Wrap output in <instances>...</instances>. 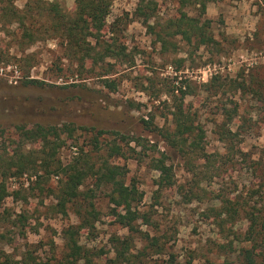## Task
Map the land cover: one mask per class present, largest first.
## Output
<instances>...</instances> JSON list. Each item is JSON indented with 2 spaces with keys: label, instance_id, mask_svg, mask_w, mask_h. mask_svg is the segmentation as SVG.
I'll return each mask as SVG.
<instances>
[{
  "label": "rangeland",
  "instance_id": "obj_1",
  "mask_svg": "<svg viewBox=\"0 0 264 264\" xmlns=\"http://www.w3.org/2000/svg\"><path fill=\"white\" fill-rule=\"evenodd\" d=\"M29 1L17 0L16 5L23 10ZM58 1L66 11H76L75 0ZM140 5L141 0H111L104 38L114 37L125 53L98 64L82 66L59 35L29 44L21 41L17 24L0 31V157L21 147L19 125L68 124L74 130L62 134L67 140L58 154L62 162L87 152L97 166L105 160L126 166V183L143 192L139 209L150 221L138 219L135 229L120 224L111 214V185L98 187L95 176L87 177L83 194L68 202L65 212L57 199L62 173H46L30 190L35 177H11L9 191L20 189L28 196L27 202L8 196L0 206V249L15 260H64L69 251L64 230L81 224L91 203L98 219L81 230L79 243L94 264H168L172 259L174 264H241L243 248L251 246L244 239L249 226L245 208L264 200V189L256 192L260 180L253 164L264 159V0H208L205 13L188 0H155L153 9L146 10L152 14L148 22ZM182 11L200 24L210 22L207 30L217 43L203 44L195 35L179 33ZM89 40L99 47L94 38ZM216 76L221 78L217 83L224 80L223 88L208 84ZM32 78L45 84L28 83ZM105 78L115 80L116 88L106 86ZM182 90L189 91L184 104L204 132L207 151L232 158L213 180L196 177L190 156H182L159 131L173 128L172 112ZM224 106H237L232 121ZM225 125L238 133L234 149L221 138ZM99 130L141 138L143 145L117 140L124 155L110 157L113 136H101L96 145ZM22 146L39 149L32 140ZM162 154L174 167L176 183L159 190L161 169L154 159ZM193 161L198 166L203 162ZM221 195L240 207L235 220L222 222L227 216H219ZM117 236L132 240L129 259L118 258Z\"/></svg>",
  "mask_w": 264,
  "mask_h": 264
},
{
  "label": "trees",
  "instance_id": "obj_2",
  "mask_svg": "<svg viewBox=\"0 0 264 264\" xmlns=\"http://www.w3.org/2000/svg\"><path fill=\"white\" fill-rule=\"evenodd\" d=\"M17 0H0V31H4L10 26L17 24L21 30L20 39L27 43H35L42 36H61L67 43L73 54L78 57V60L84 66L87 61H92L94 64L106 62L108 57L118 58L124 52L123 47L114 37L105 39L104 29L107 26V18L111 11V0H75L76 11L70 13L64 9L58 0L45 1V0H30L25 9L20 10L16 5ZM187 1V0H184ZM189 3L198 5L205 13L208 0H188ZM155 0H141L140 10L146 17V22L149 21L152 14L146 12L147 9H153ZM38 15V16H37ZM38 17V18H36ZM181 22V23H180ZM200 20L196 17L189 16L187 11H182L181 19L178 21L179 33L187 32L188 36L195 35L199 38L200 43L203 44H216L214 36H212L207 27L210 22L200 24ZM186 23V27H183ZM9 31V29H7ZM94 38L96 45H93L89 40ZM191 40V37H189ZM165 44V39L160 37V40ZM101 48V49H99ZM219 76L214 77L208 84L214 85L215 88H223L225 85L224 80ZM28 83L34 85H44L45 82L39 79H29ZM104 83L106 86L116 88L115 80L105 78ZM240 87V86H237ZM189 91L182 90V97L175 104L173 115V128H160V133L166 142L177 150L182 156L188 157V164L191 165L196 177L200 180L214 179L220 177L223 171V166H226L232 158L229 155H220L217 153H209L203 137L204 132L199 128L193 120L191 113L188 111L184 104V99ZM235 106L233 109L224 106V113L229 121H232L234 114L238 112ZM143 122L149 126L148 120ZM21 136V147L9 156L0 157V206L5 198L13 196L15 199L28 201V196H23L21 190L9 191L7 186V179L16 176L29 175L30 178L35 177L32 183L27 187V190L32 189V184H40V181L46 173L63 174L61 182V192L57 196L60 208L63 212L66 211L68 202L77 200L83 192L81 187L89 176H95L97 186L101 187L104 184H110L112 189L110 201L113 204L111 214L115 216L116 220L127 227L135 229L134 223L144 218L146 224L150 223L147 214H144L139 209V204L144 197L143 192L135 184L126 183L127 168L119 164L105 160L97 166L92 162V156L86 152L77 156L73 161L65 164L58 157L59 151L66 144L67 140L63 137L66 131L72 135L74 128H70L68 124L59 125H43L38 123L32 127L26 125H19L17 127ZM105 134L113 136V142L108 145L109 156L114 157L117 155H124L123 147L117 140H126L127 143L135 141L137 146L143 145L141 138H127L126 135L117 131L99 130L96 134V145H99V138ZM238 133L230 128L223 127L221 138L226 143H231V148L234 149L235 138ZM37 142L39 144L38 150L25 151L23 144L28 141ZM99 148V147H98ZM243 156L248 155L246 152L239 150ZM39 155H41L39 157ZM43 157V158H41ZM194 158L203 160L199 166L193 161ZM157 167L161 169L160 176L157 180L158 189L168 188L174 186L176 183V174L173 165L169 164L165 156L154 159ZM157 161V162H156ZM39 162L41 164H39ZM254 168L258 171V178L260 180L256 192H261L264 189V159L253 161ZM44 174L40 173L41 168ZM198 168V169H197ZM31 186V187H30ZM43 189V188H42ZM93 192V191H92ZM30 193V192H29ZM221 199V206L219 216L226 215L222 218L225 220H235L240 214V207L234 203V199L226 196H218ZM91 210L87 211V217L79 225H71L64 230V237L66 244L69 248L68 256L60 261L58 264H94L92 257L89 255L83 245L79 243V236L81 230L89 227L92 219L97 220V211L94 204ZM249 205V204H248ZM246 218L249 220V226L246 230L245 237L247 242L251 243L249 248H243L241 264H264V200L263 202L257 201L255 205L245 208ZM26 220L25 215H21ZM94 222V221H93ZM146 238L157 240V237L145 233ZM3 234H0V241ZM131 241L128 238L121 236L116 237L115 251L117 256L123 257L125 260L128 258V251L130 250ZM31 260L32 262H29ZM168 264H174L173 259ZM0 264H39V262L32 256L24 257L22 260H15L10 255L6 254L0 249Z\"/></svg>",
  "mask_w": 264,
  "mask_h": 264
}]
</instances>
